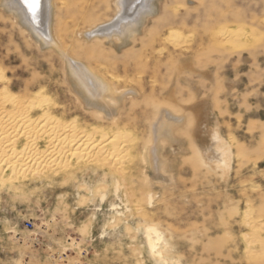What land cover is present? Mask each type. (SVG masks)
<instances>
[{
  "label": "rangeland",
  "instance_id": "rangeland-1",
  "mask_svg": "<svg viewBox=\"0 0 264 264\" xmlns=\"http://www.w3.org/2000/svg\"><path fill=\"white\" fill-rule=\"evenodd\" d=\"M4 4L0 94H44L52 116L104 143L85 160L1 169L0 264H264V0H155L125 41L86 35L115 21L114 0H50L54 45ZM73 62L115 102L85 96ZM1 113L0 124L16 111ZM41 116L33 109L5 140L47 150L43 135L23 134ZM148 226L168 262L151 254Z\"/></svg>",
  "mask_w": 264,
  "mask_h": 264
},
{
  "label": "bare ground",
  "instance_id": "bare-ground-1",
  "mask_svg": "<svg viewBox=\"0 0 264 264\" xmlns=\"http://www.w3.org/2000/svg\"><path fill=\"white\" fill-rule=\"evenodd\" d=\"M154 1L155 0H114V7L116 12L115 21L111 24L103 25L93 29L92 31L86 34L87 37L104 38L105 40L114 41L127 40L129 37L133 36L137 32V30L141 27L146 18L154 14ZM4 5H6L8 10H10L11 12L13 11L17 15V17L20 18L23 25H25L27 29L31 31V33H33L37 40H41L45 45H54V41L49 33L51 11L50 0H40V7L43 8V12H39L36 15V17L39 18L38 21L32 17L27 16V13L20 5V3H18V0H5ZM237 31L233 30L234 34H232L235 35V33H239L242 35L240 31ZM228 33H231V31ZM66 58L69 59L68 57ZM70 65L72 74L76 78V83L85 96L90 98V100H92L93 102L99 101L103 98L107 99V101H114L111 100V98L109 99V96H107L108 89L106 84L101 81L98 77H96L93 73H91L83 64L73 62V64ZM49 101V97L47 98L46 95L41 93L36 94L34 98L24 103L23 101L21 102L20 99L13 96L8 91V89H4V92L0 94V106L10 105L13 107L14 111H16V113L9 118L10 121L5 120L7 122H2L0 124V171L1 169H4L3 172L10 171L13 175H16L20 171L28 169L27 167H33L35 165L39 166L42 163H46L47 160L55 158V156L62 154H69L71 158H76L77 160H79L80 158H92L90 155L92 154L90 153L91 149L93 150L94 148H97L104 143L102 141V137L99 141L94 140L93 138L95 137L92 138L91 136L84 134L83 130L80 131L79 126L75 121L67 123L52 116L49 113V110L46 109L48 107L47 105L49 104ZM33 109L41 111L42 116L40 117V121L39 119L37 120L38 123L36 125L32 124L34 121H32V123H30L29 125L27 124L23 129V134L24 132L30 133V131H36L40 134V136L43 135L44 138H46L48 149L39 150L35 137L28 142L26 141V146L19 151L15 147L16 141H11L14 136L13 138H11V142H7L5 139L12 137L11 135L17 132L14 129V126H17L16 123H22L21 125H24L26 122H29V114ZM1 110H3V108H1ZM0 116L1 121H3L2 119H7V117H9L5 113H1ZM14 122H16L15 125H13ZM21 125L19 126L21 127ZM26 138L28 140V137ZM103 140L105 139L103 138ZM115 142L116 141L113 139L108 143L113 146ZM224 155L225 152L220 153L218 163L222 165L226 170L228 162L224 158ZM107 156L109 157V154ZM98 157H101V155ZM102 157L104 156L102 155ZM214 158L215 160H217L215 156ZM253 226H255V224ZM250 228H252V226ZM145 229L144 233L149 236L151 254L154 256V259L157 260V262L159 263L168 262L167 259L164 258L162 255L163 248H160V246H162V241L160 235L161 232L158 231L159 229L157 230V228L151 226H148ZM255 234L257 233L255 232ZM260 238L255 237L254 239H257L258 241ZM260 242L261 241H259V243ZM254 243H256V241Z\"/></svg>",
  "mask_w": 264,
  "mask_h": 264
},
{
  "label": "snow or ice",
  "instance_id": "snow-or-ice-1",
  "mask_svg": "<svg viewBox=\"0 0 264 264\" xmlns=\"http://www.w3.org/2000/svg\"><path fill=\"white\" fill-rule=\"evenodd\" d=\"M25 3L31 8L33 17L35 18V13L40 6V0H25Z\"/></svg>",
  "mask_w": 264,
  "mask_h": 264
},
{
  "label": "built area",
  "instance_id": "built-area-1",
  "mask_svg": "<svg viewBox=\"0 0 264 264\" xmlns=\"http://www.w3.org/2000/svg\"><path fill=\"white\" fill-rule=\"evenodd\" d=\"M25 228L28 229V230H32L33 229V224L28 221V222L25 223Z\"/></svg>",
  "mask_w": 264,
  "mask_h": 264
}]
</instances>
